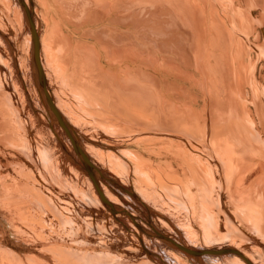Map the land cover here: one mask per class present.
<instances>
[{
    "label": "bare ground",
    "instance_id": "bare-ground-1",
    "mask_svg": "<svg viewBox=\"0 0 264 264\" xmlns=\"http://www.w3.org/2000/svg\"><path fill=\"white\" fill-rule=\"evenodd\" d=\"M32 1L33 0H13L14 4L17 3V6H20L19 8L21 9V12H23L24 8H26L31 14L33 30L24 10V15L29 26L27 29H29L30 34L27 36L30 37V46L32 38V62L37 77L36 79L38 80L33 54L35 46L34 33H36L39 41V63L43 71V77L46 82V88L48 90L50 101L57 113L62 117L64 123L71 130L76 143L81 148L83 153L87 155L90 162L104 175V177H101L99 174L93 173L100 192L108 204L101 200L100 194L92 179L84 170L80 156L74 149V152L70 150L68 151L69 153L67 154H69V157L72 159L68 158L70 159L69 161H75L79 165L81 172L80 169L74 167V165L72 166L74 167L73 169L81 173V178H84L88 183V186H90L91 191L97 200V204L99 203V209L109 211L110 215L112 213L115 216L121 215L120 217L128 216L130 219L127 221L131 220L135 226L141 230V232H145L146 234L153 236L152 238L143 236V241L146 243L145 246L150 243L157 244V247L164 251V255H166V253L172 254L174 256L172 261L175 260L178 264H181L178 253L176 254L175 251L169 250L165 245L166 243L190 257L194 256L195 258H198L197 260L200 262L203 260L201 264H204V261L208 259H210L213 264H247V262L240 255L230 251L220 253L203 252L199 255H190L175 247L173 244L157 235V232L167 235V237L170 236L171 238L174 235H168L158 230L151 223L150 217L146 216L147 225L151 227L149 230L135 220V218L138 217H135L133 212L130 213L127 208L118 205V203L116 204V202L120 200L124 203V206L131 204V202H129V198L124 195L127 199L125 200L128 201L125 202L124 198L116 192L114 188H112V185L121 191L126 192L127 195H130L136 201L142 203V206H139L144 207V210L146 211L148 208L156 209V207H154L157 206L156 201H154V206L148 201L151 202L152 195H154V198L159 197L158 194L160 193L158 192L161 191L165 194V196L172 199L167 202L172 210H180V202L183 200V202L188 205L186 206L188 209L185 211L183 210L184 213L182 214L188 216L190 215L189 217H191L193 215L191 212L196 213L200 210L198 209L199 207L195 205L194 200L196 194L193 195L188 186L182 184L178 179H176V175H174V173L172 174L171 167L173 166V161H175L174 163H178V166L184 170L185 173H190L191 176L189 181L199 184V190H201V188L204 189V187L210 189L212 186L210 177L212 176L219 178L218 184L221 186V189L218 190H220L221 194L224 193V191L227 190L229 183L224 179V175L226 174V176L229 177L230 182H232L231 186L234 192L233 200H235L236 206L239 205L238 212L241 218L247 223V225L251 223L249 225H253L252 228L258 225L255 223L257 216L264 213V207L261 208L260 206V199L264 196V162L254 165V168L252 169L249 167L251 170H246L249 172H244V174L241 173L243 177H238V175H234L232 172L234 170L233 167L235 162L229 157L232 153L241 151L240 149L247 148L242 143L244 142L243 140L246 141L250 138L248 133L245 131L246 129L243 131V126L242 129L238 130V133H231L234 134V136H237V138L240 137L239 139H235L233 143L226 142V144L221 145L220 140L215 139L217 138L215 136L220 135L221 129L224 131L225 128H223V125L225 122V124H227V119L232 121V119L235 118L233 117L231 119L229 117V112L234 107V104L236 106H245L247 95H249L250 92L260 93L259 90H261V85L258 83L257 79L259 78L257 76L258 60L256 64L254 61L252 63H245L242 61L243 57H248L251 48H253V45L251 46V44L245 40L246 38L244 39L245 42L243 39H236L238 42L236 44L237 48L234 50L236 54L233 53L235 55L233 56L235 57L233 66L230 65V67L227 68L223 66L221 68V62L218 61L219 59H217V56H220L222 54L220 51H223V48L220 46L221 41L219 42V39H222V32L219 26H221L222 29V24L236 25L237 32H234V36L236 38L240 35L244 37L241 33L242 31L246 33V31L243 29L242 24L251 25L257 22L256 18H254L251 13L254 7L258 8L260 11L259 24L264 23V0H43L44 12L46 14L45 21L50 31L47 36V42H45V39L42 38V34H40L39 27L42 24H40L37 18H35L36 16L34 14V5ZM29 3L30 5L28 6ZM20 9L18 11H20ZM49 11L52 12L51 16L48 14ZM164 12L166 17L163 19L160 17V14ZM1 16L3 17V15ZM54 21H57V23L61 25H64L65 23H68V25H81L86 23L100 26L98 29L91 30L88 35H86V32H82L84 35V37H82L83 39L90 38L94 40L96 44L88 41H83L78 44L67 35L65 36L60 32H54L58 29L55 25H53ZM163 21H166V23H162ZM128 24H132L133 29H130L131 31L127 34L125 31V33H122L120 30L113 31L114 29H112L113 25L121 27L127 25L128 27ZM0 31L5 32L6 30ZM6 32L5 37H7L9 41H14L8 38ZM10 35L12 36V34ZM196 35L197 37L199 35L198 40L195 38ZM11 36L9 37L11 38ZM157 38H162L165 43H157ZM11 44L13 45V42ZM225 51L226 49L224 52ZM160 53H173L176 54V56L161 59L159 55ZM211 58H213V60L215 59V62H210ZM221 59L222 58L220 57V60ZM218 64L220 65V68ZM86 74L88 75L86 76ZM163 75L175 77L176 79L188 84L192 89L201 92V98L206 100V108H204V112H196L193 107L194 103L200 100L199 95L196 96L195 94H192L185 86H176L173 82H170L169 79H165L164 77L162 79ZM62 77H67L69 82L62 80ZM159 77L162 80H160ZM226 89H228L227 101L225 100L224 95L226 93ZM166 94L175 97L178 100V103H172L167 100L165 97ZM258 97L261 98V96ZM43 98L45 99L44 95ZM45 101L47 102L46 99ZM262 106L264 107L263 103ZM36 108H39V106ZM48 110L52 113L56 120H51L49 118V121L54 125L55 123L57 124V129L59 131L58 132L56 130L57 135L62 139L64 146L67 148L66 142H70L71 144V141H69V137L66 136L67 134L64 133L65 131L63 132V130L60 129L62 126L58 123L50 107ZM242 118L244 121H246V119L248 120L246 112L245 117ZM238 119H241L240 116ZM74 122L79 127H76ZM92 123L104 124L106 126H128L131 128L132 132V134L129 135V138L133 135L131 140L138 143H144L143 148L147 151L149 156L148 158H144L140 155L142 153L141 150H139L141 153H129L131 154L130 158H132L135 163V174L139 179V183L136 185L142 184L145 186L144 191L148 194H141L146 200H140L133 191L127 189V184L122 181L123 179L120 180L125 184V187L124 184H121V182L119 184L110 176L104 174V172L97 165H95L100 163V165L105 166L106 168H112L114 172L116 171V167H118V165L120 166V164L116 163L117 161L113 162V159L112 162L106 161V158H103L104 154L100 153L97 149H94V146L90 144V142L88 143L84 140L83 136L91 139L88 135H92V131L96 128L94 127L95 124L94 126L91 125ZM210 124L214 127H219L217 130L218 132L216 131L217 134L214 135L213 141L209 139L213 142L211 144H214L215 150H212L213 147L211 148V146L213 145H211L209 141H206V137L209 134L208 127ZM230 124L232 123L230 122ZM238 125L242 127L241 123H238ZM113 133L116 135L115 132ZM227 133L229 134V131ZM38 137H36V139ZM117 139L114 140H120V138L118 140ZM81 140L84 145H82ZM127 140L124 141L127 142ZM250 140L251 139H249V141ZM120 141L123 142L122 139ZM56 145L59 146V144ZM220 145L221 147H219ZM219 149L222 150V155L224 157L220 156L217 152ZM60 150H62V148ZM213 151H215L216 154ZM163 152H165L168 157L170 156L172 161L161 162V159L159 160V158ZM73 155H76L78 160L75 159ZM63 156L64 158L66 157L65 153ZM247 161L248 160H246V162ZM223 168H225V171H223ZM117 169L119 170V168ZM174 170L175 169H173V171ZM243 170L245 171V167ZM77 171H75V173ZM211 189L210 192L212 191ZM208 192L209 191L207 190V195ZM206 198L209 197L206 196ZM206 198L205 200H207ZM201 202L200 218H202L204 224L205 222L208 226L211 224L212 228L216 229L218 224L217 220L209 212L210 201L208 202L209 205L203 201V199ZM212 202L215 201H211V203ZM110 204L114 205L116 209L114 210ZM212 204L210 207L213 208L214 203ZM174 210L173 213L175 214ZM147 213L149 215V212ZM229 214L232 213L229 212ZM181 217L179 218L182 219ZM174 218L175 216L173 219ZM116 219L118 218L116 217ZM177 219L178 218H176V220ZM180 225L178 226L180 227ZM260 229L261 231L263 230L262 227H260ZM236 231L238 230L236 229ZM256 232L258 233L257 229ZM184 233V236H192L191 232L187 231V233ZM141 234L139 232V235ZM228 238H230L232 242L230 235ZM155 239H157L158 242ZM176 239L174 240L177 243L187 246L183 242ZM241 240L242 242L234 240L235 242H238L237 244L239 247H237L238 245H236L235 242H232L235 243L234 245L236 247L232 246L227 248L235 249L251 264H264V252L258 251L254 244L258 239H250L249 241L248 237L244 236ZM188 247L191 246L188 244ZM195 249L204 250L203 248L199 249V247ZM55 250L57 251V249ZM161 250H159V252ZM51 251L54 252L52 249ZM214 259H217L218 261L215 262ZM153 260L155 261V258ZM172 261L163 256V258L161 257V260L158 262L155 261V264H172L170 263ZM75 263L76 262H74V264Z\"/></svg>",
    "mask_w": 264,
    "mask_h": 264
},
{
    "label": "rangeland",
    "instance_id": "rangeland-1",
    "mask_svg": "<svg viewBox=\"0 0 264 264\" xmlns=\"http://www.w3.org/2000/svg\"><path fill=\"white\" fill-rule=\"evenodd\" d=\"M32 3L34 5L35 18H37L38 22L42 24L39 27L40 34H42V38L45 39V42H47V36L50 31L45 21L46 14L44 12L43 0H33ZM29 5L30 3L28 6ZM19 7L17 6V3L14 4L13 0H0V30H6L7 32H5L7 33L8 38L10 40H14L9 41L7 37H5V32L0 31V264H74V262H76L75 264H155V261L158 262L161 260V257L163 258V256L172 261L174 256L169 253L164 255V251L159 249L157 244L150 243L145 246L146 243L143 241V236H146L147 238H152L153 236H150L145 232H141V230L135 226L131 220L127 221L130 219L128 216L125 217L122 215L124 217L123 218L120 217L121 215L115 216L112 213L110 215L109 211L99 209V203L97 204V200L95 199L90 186H88V183L84 178H81V173L73 169L74 167L80 169V167L75 161H73L75 164L69 161L71 158L67 153H69V150L73 151L72 145L70 142H66V146L68 148L67 150L62 139L57 135V124L55 123L54 125L49 121V118L51 120H55V118L48 110V104L43 98L42 92L38 89V80L36 79L37 77L32 62V38L30 46V37H28L30 32L29 29H27L29 26L24 15V10L21 12ZM19 9L20 11H18ZM251 13L253 17L256 18L257 22L251 25L242 24L243 29L246 31V33H244V31L241 33L244 37L242 35L237 38L234 36V32H237L236 25L222 24L223 30L221 29V26H219L221 24L218 25L222 32L221 37L223 39H219V42L221 41L220 46L223 48V51H220L222 54L217 56V59H219L218 61L222 63H220V65H222L221 68L223 66L226 68L230 67V65L233 66L235 61V57L233 56L236 54L234 50L237 48L236 44L239 38L240 40H244L246 38L245 40L248 41L251 46L253 45V48L250 50L251 54L249 53L248 57H243L242 61L245 63H252L254 61L256 64L258 60L257 76L259 78L257 79L258 83L261 85V90H259L261 94L250 92L249 95H247V106H236L234 104L231 111L229 110L230 116L228 115L231 119L235 117L232 119L233 122L227 119V124H225V122L223 125V128H225L224 131L221 129L220 135L215 136L217 137L215 139L220 140L221 145L226 144V142L233 143L235 139L240 138H237L234 134L238 133V130L242 129L243 126L244 128L242 130L244 131L246 129L245 131L250 136V138L246 141L243 140L244 142H242L245 147H247L246 149H240L241 151H236L232 153L230 157L228 156L235 162L233 167L234 170L232 172L234 175H238V177H243L242 174H244V172H249L246 171L247 169L251 170L254 168V165L264 162V107L262 106V103L264 105V23L259 24L260 11L258 8L254 7ZM48 14L51 16L52 12L49 11ZM1 15H3V17ZM160 15L163 19L166 17L165 12ZM162 23L165 24L166 21H163ZM53 25L58 28L54 32H60L65 36L67 35L78 44L83 41L96 44L95 41L90 38L83 39L82 37H84V35L82 32H86V35H88L91 30L98 29V27L100 28V26L86 23L81 25H68V23H65L64 25H61L58 24L57 21H54ZM131 26L132 24H128V27L127 25L124 27L113 25L112 29H114L113 31L120 30V32H126L127 34L131 31L130 29H133V26ZM10 34H12V36ZM9 36H11V38ZM195 38L198 40L199 35L198 37L196 35ZM156 41L157 43H165L162 38H157ZM12 42L13 45L11 44ZM11 45L15 47L13 48ZM224 46L226 49L225 52ZM159 55L161 59L176 56V54L173 53H160ZM220 57L222 58L221 60ZM214 60L211 58L210 62H215ZM196 72L199 73L198 71ZM87 75L88 74H86V76ZM163 77L165 79H169L170 82H173L176 86H185L192 94H195L196 96L199 95L200 100L194 103L193 107L196 112H204V108H206V100L201 98V92L192 89L188 84L176 79L175 77L163 75L162 79ZM61 79L69 82L67 77H62ZM159 79L162 80L160 77ZM227 90L228 89L225 90L226 93L224 94L226 101L228 95ZM258 96H261V98ZM165 97L172 103H178V100L175 97L168 94H166ZM37 105L39 108H36L38 107ZM244 111L248 115V120L246 119V121L242 118L245 117ZM239 116L242 120L238 119ZM230 122L232 124H230ZM238 123H241L242 127H240ZM91 125L96 127L92 131L94 135H88L91 137V139L87 137L89 140L83 136L84 140L88 143L90 142V144L94 146V149H97L100 153L104 154L103 158H106V161L112 162L113 159V162L117 161L116 163L120 164V166L118 165V167H116L115 172L112 168H106L105 166L100 165V163L95 165H97L104 172V174L110 176L117 183L120 184V179H123L122 181L127 184V188L133 191L134 194H136V196L143 201L145 198L141 193H144L145 195L148 193L144 191V185H136L139 183V179L135 174V163L132 158H130L131 154L129 152H142L140 155L144 158H148V153L143 148L144 143H138L131 140L133 135L129 138V135H131L132 132L131 128L128 126L127 128L125 126H106L104 124L96 123H92ZM75 126L79 127L76 123ZM208 128L209 134L206 137V141H209L211 144L213 143L212 141L214 139V135L217 134L219 127H214L210 124ZM60 129L63 130L61 127ZM225 130L227 132L229 131V134ZM113 132H115L116 135H114ZM36 137L39 139H36ZM117 138H120V140L122 139L123 142ZM114 139H117L118 141ZM249 139L251 140L249 141ZM124 140H127V142ZM56 144H59V146ZM82 145H84L83 141ZM211 145H213L211 146V148L213 147L212 150H215L214 144ZM221 145L219 147H221ZM58 148L60 152L58 151ZM61 148L62 150H60ZM139 150H141V152ZM213 152L216 154L215 151ZM217 152L220 156L224 157L222 155V150L219 149ZM64 153L66 155L65 158L63 156ZM73 157L77 159L76 155H73ZM171 159L172 158L170 156L168 157L165 152H163L159 158L161 162H169L172 161ZM246 160L248 161L246 162ZM174 162L175 161H173V166L171 167L172 174L174 173V175H176V179H178L182 184L188 186L193 195L196 194L195 200H193L195 201V205L199 207L198 209H200V212H191V214H193L191 217H189L190 215L188 216L182 214L184 213L183 210L185 211L188 209L186 208L188 205L180 199L181 208L180 210L173 209L175 212L174 214L173 210L167 203L172 199L165 196V194L161 191L158 192L160 193L158 194L159 197L154 198V195H152L151 202L148 201L151 205H153L154 201H156L157 206L153 205L156 209L149 206L151 209L148 208L146 211L144 210V207H141L142 203L136 201L133 197L127 195L112 185V188H114V190L118 192L124 200L126 199L124 197L125 195L129 198V202H131V204L124 206V203L120 200L117 201L116 204L118 203V205L127 208L130 213L133 212L135 217H138L135 218V220L140 225H144L143 227L146 229H151L146 222L147 216L151 218V223L158 230L168 235H174L175 237L172 236V238H177L176 240L183 242L187 246L189 244L192 248L199 247V249H222L232 246L236 247L234 244L236 243V245H238V242H235L234 240L242 242L241 238L247 236L249 241L250 239H258L254 244L258 251L264 252V213L257 216L255 221L258 225L253 228L257 229V233L256 229L252 228L253 225H249L251 223L247 225V223L241 218L238 212L239 205H237V207L235 200H233L234 192L231 186L232 182H230L229 177H227L226 174L224 175V179L229 183L227 190L222 194L220 190H218L221 189V186L218 184L219 178L212 176L210 177L212 185L210 189L212 188V191L210 192V189L205 187L204 189L201 188V190H199V184L189 181L191 176L190 173H185V171L178 166V163ZM73 165L74 167H72ZM244 167L245 171L243 170ZM249 167H251V169ZM117 168H119V170ZM173 169L175 170L173 171ZM75 171L77 172L75 173ZM223 171H225V168H223ZM124 177L128 179L126 180ZM124 183L121 182L122 185ZM207 190L210 192H208V195ZM206 196L209 198H206ZM205 198L207 200H205ZM202 199L206 203L210 201V205L214 203L213 208L210 207L209 203L208 205L209 212L217 220L218 224L216 229H213L211 224H209L210 226H208L206 222L204 224L202 218H200ZM126 200L125 202H128ZM211 201L215 202L211 203ZM260 202L261 208L264 207V196L261 197ZM147 212H149V215ZM229 212L232 214H229ZM172 216H175V220ZM116 217L118 219H116ZM176 218H178V221ZM176 225H180V227H177ZM260 227L263 228L262 231ZM236 229L238 231H236ZM187 231L191 232L192 236L186 235V238V236H184V232L187 233ZM139 232L140 234L142 233V236L139 235ZM229 235L232 238V242L235 243L231 242V239L228 238ZM165 245L169 250L175 251L176 254L178 253L181 264H201L203 262V260L200 262L197 260L198 258H195L194 256V258L190 257L182 251L173 248L170 244L166 243ZM237 247H239V245ZM51 249L54 252H52ZM55 249H57V251ZM159 250L161 251L159 252ZM154 258L155 261L153 260ZM214 261L217 262L218 260L214 259ZM204 262V264H213L210 259ZM170 263L178 264L175 260Z\"/></svg>",
    "mask_w": 264,
    "mask_h": 264
},
{
    "label": "water",
    "instance_id": "water-1",
    "mask_svg": "<svg viewBox=\"0 0 264 264\" xmlns=\"http://www.w3.org/2000/svg\"><path fill=\"white\" fill-rule=\"evenodd\" d=\"M25 13L27 15V19L30 23V26L33 30V25H32V18H31V14L29 13V10H27L26 8H24ZM34 41H35V46H34V63H35V68H36V72H37V76H38V86L40 91L42 92V94L44 95L45 99L47 100V104L49 105V107L51 108L53 114L55 115L58 123L62 126L63 130L65 131V133L67 134V136L69 137L71 144L73 146V149L75 150V152L80 156V159L83 163L84 166V170L86 171L87 175L90 176V178L92 179L95 187L97 188L101 200L104 203L108 202L104 199L102 193L100 192V189L98 187V184L95 180V177L93 175V173H97L99 174L101 177H104L103 173L97 169L89 160V158L87 157V155H85L83 153V151L81 150V148L78 146V144L76 143L75 138L73 137L71 130L69 129V127L64 123L62 117L57 113V111L55 110V108L52 105V102L50 101V97L48 95V90L46 88V82L44 80L43 77V71L41 69L40 63H39V41L37 39L36 33H34ZM110 206L115 210L116 207L112 204H110ZM159 236H161L164 240H166L167 242L173 244L175 247L185 251L186 253L190 254V255H199L200 253L203 252H207V253H220V252H224V251H230V252H234L237 253L238 255H240L246 262L247 264H251L247 259H245L238 251H236L233 248H222V249H218V250H214V249H204V250H198L195 248H191L188 246H185L183 244L177 243L174 239H172L170 236L167 237V235H163L160 232H157Z\"/></svg>",
    "mask_w": 264,
    "mask_h": 264
},
{
    "label": "crops",
    "instance_id": "crops-1",
    "mask_svg": "<svg viewBox=\"0 0 264 264\" xmlns=\"http://www.w3.org/2000/svg\"><path fill=\"white\" fill-rule=\"evenodd\" d=\"M125 187V186H124ZM127 189H129V188H127ZM124 193H126V192H124Z\"/></svg>",
    "mask_w": 264,
    "mask_h": 264
}]
</instances>
